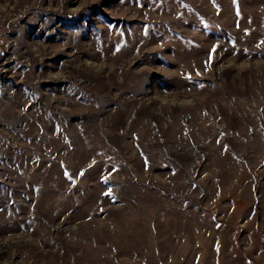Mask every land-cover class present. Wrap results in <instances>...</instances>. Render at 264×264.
I'll list each match as a JSON object with an SVG mask.
<instances>
[{
	"label": "rangeland",
	"instance_id": "374dc122",
	"mask_svg": "<svg viewBox=\"0 0 264 264\" xmlns=\"http://www.w3.org/2000/svg\"><path fill=\"white\" fill-rule=\"evenodd\" d=\"M0 264H264V0H0Z\"/></svg>",
	"mask_w": 264,
	"mask_h": 264
},
{
	"label": "snow or ice",
	"instance_id": "6c2138e0",
	"mask_svg": "<svg viewBox=\"0 0 264 264\" xmlns=\"http://www.w3.org/2000/svg\"><path fill=\"white\" fill-rule=\"evenodd\" d=\"M214 51V50H213Z\"/></svg>",
	"mask_w": 264,
	"mask_h": 264
}]
</instances>
